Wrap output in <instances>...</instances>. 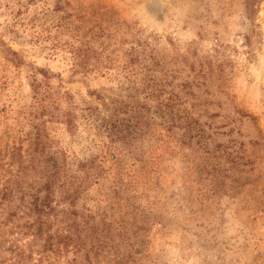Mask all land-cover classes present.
I'll return each mask as SVG.
<instances>
[{
	"label": "rangeland",
	"instance_id": "374dc122",
	"mask_svg": "<svg viewBox=\"0 0 264 264\" xmlns=\"http://www.w3.org/2000/svg\"><path fill=\"white\" fill-rule=\"evenodd\" d=\"M6 185L0 264H264V0H0Z\"/></svg>",
	"mask_w": 264,
	"mask_h": 264
},
{
	"label": "trees",
	"instance_id": "16d2710c",
	"mask_svg": "<svg viewBox=\"0 0 264 264\" xmlns=\"http://www.w3.org/2000/svg\"><path fill=\"white\" fill-rule=\"evenodd\" d=\"M80 53L83 51H87V49H78ZM85 54V53H84ZM110 131L117 136H121V138L125 137V133L122 132L121 126L117 124V120L113 119V122L110 126ZM15 157V153L13 154ZM20 157H22V153L19 152ZM19 165H22L21 159L18 160ZM55 179H49L44 184V189H46L47 194L44 197L39 196L38 194L33 195L32 201L29 203V209L31 212L36 214L35 220L25 224L28 228L27 231H24L23 234L30 235L33 237V242L38 241L39 239H44L43 248L40 250V257L38 261H42L44 256H47L46 251H60L62 248H68L73 245L77 248H81L82 240H81V226L75 220L73 222L69 221V218L66 216L61 219V222H66L64 226L58 229L56 232H51V221L49 217H44L45 214H49L51 211L55 212V208L52 205L51 194L53 192V183ZM11 193V188L6 185L2 191L0 192V199H6L7 196ZM72 200V199H71ZM56 214V213H55ZM6 239L1 238L0 240V251L4 249L3 243ZM19 240V238L11 239L10 242L15 244ZM32 241H30V247L32 245ZM18 247V246H17ZM32 248V246H31ZM14 260L16 264L24 263L25 261L31 259L33 257V253H26V249L23 247H18L15 251ZM12 264V263H10Z\"/></svg>",
	"mask_w": 264,
	"mask_h": 264
}]
</instances>
